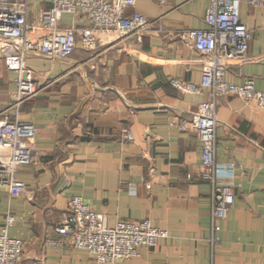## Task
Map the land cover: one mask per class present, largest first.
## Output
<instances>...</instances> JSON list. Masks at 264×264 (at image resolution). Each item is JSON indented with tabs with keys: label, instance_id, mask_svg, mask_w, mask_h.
I'll list each match as a JSON object with an SVG mask.
<instances>
[{
	"label": "crops",
	"instance_id": "0c3cea01",
	"mask_svg": "<svg viewBox=\"0 0 264 264\" xmlns=\"http://www.w3.org/2000/svg\"><path fill=\"white\" fill-rule=\"evenodd\" d=\"M208 5L136 0L127 14L136 10L156 20L141 42L100 33L94 47L78 37L64 60L27 56L39 91L20 105L18 117L35 126L38 155L15 178L31 193L13 195L0 185V229L12 215L8 234L23 240L17 264H264L262 110L236 95L216 98L211 178L204 176L195 130L179 129L212 97L200 87L204 55L179 33L205 28ZM239 18L250 34L247 58L230 63L224 78H253L264 92V7L241 3ZM17 78L0 51V113L13 102ZM172 80L199 90H180ZM6 113L13 119L16 110ZM123 129L131 140L122 139ZM219 183L231 185L235 201L215 232L212 191ZM72 196L103 214L109 226L149 220L167 236L139 248L136 257L97 263L56 231Z\"/></svg>",
	"mask_w": 264,
	"mask_h": 264
},
{
	"label": "built area",
	"instance_id": "2783aa9c",
	"mask_svg": "<svg viewBox=\"0 0 264 264\" xmlns=\"http://www.w3.org/2000/svg\"><path fill=\"white\" fill-rule=\"evenodd\" d=\"M241 3L264 7V0H209L204 18L206 27L179 32L187 44L204 55L200 87L209 88L212 95L198 105L191 122L179 126L181 130H195L201 142L206 178H211L216 170V98L236 95L246 103H256L264 115V92L256 90L253 78L240 83L224 78L230 63L247 58L250 34L239 18ZM135 4L136 0H48L34 7L30 0H0V51L7 69L18 74L13 102L0 113V185L7 186L11 194L31 193L24 182L15 178V173L38 155L33 142L35 126L18 117L20 105L39 91L33 71L26 66L27 56L36 53L51 60H64L73 53L78 37L87 47H94L100 33L115 34L119 41L141 42L156 20L136 10L127 14V9ZM64 16L71 18L70 24H62ZM171 83L180 90H199L185 87L178 80ZM9 109L16 110L13 119L6 113ZM121 137L129 141L132 136L128 129H123ZM234 201L231 185L214 184L211 214L215 232L220 229L218 221L226 218ZM13 220L8 215L0 229V264H17L22 256L23 240L8 234ZM56 231L68 238L74 248L86 250L97 263L136 257L139 248L154 247L160 238L167 236L165 229L153 226L149 220L117 221L109 226L106 217L79 196L68 199ZM61 240L47 242L57 244Z\"/></svg>",
	"mask_w": 264,
	"mask_h": 264
},
{
	"label": "rangeland",
	"instance_id": "374dc122",
	"mask_svg": "<svg viewBox=\"0 0 264 264\" xmlns=\"http://www.w3.org/2000/svg\"><path fill=\"white\" fill-rule=\"evenodd\" d=\"M34 7H37L41 3H45L48 0H30ZM48 5V4H47ZM71 23V18L69 16H64L62 24L67 25Z\"/></svg>",
	"mask_w": 264,
	"mask_h": 264
}]
</instances>
